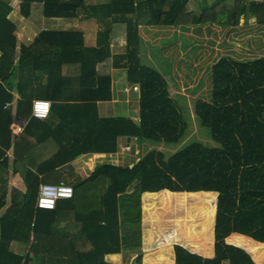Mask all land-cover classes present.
Segmentation results:
<instances>
[{
    "label": "trees",
    "instance_id": "obj_1",
    "mask_svg": "<svg viewBox=\"0 0 264 264\" xmlns=\"http://www.w3.org/2000/svg\"><path fill=\"white\" fill-rule=\"evenodd\" d=\"M18 1L19 17L27 22L38 6L44 19H92L99 28L95 47L85 46L80 31H42L19 48L15 8L10 0L0 5V170L9 168L13 122L28 121L26 132L38 120L35 100L51 103L37 143L51 140L56 149L48 158L28 157L29 167H22L15 148V173L26 189L13 191L9 199L0 180V264H116L112 259L124 252L120 221L125 226L139 222L140 206L132 201L137 176L143 194H217L214 258L175 246V264H264V244L251 243L247 251L226 243L232 235L264 243V57L219 59L212 67V102L194 104L200 126L220 149L192 144L170 157L150 151L131 166L99 164L85 178L61 179L55 173L83 155L117 154L120 138L158 144L185 138L188 125L166 81L141 62V27L209 26L223 12L228 27H238L241 20L264 26V0ZM191 1L195 7L189 10ZM115 24L126 27L119 54L111 47ZM109 59L139 89L137 122L100 114L98 105L113 101V80L104 68ZM15 92L20 99L14 108ZM42 184L69 186L73 197L57 200L52 210L38 209ZM135 264H142L141 252Z\"/></svg>",
    "mask_w": 264,
    "mask_h": 264
},
{
    "label": "rangeland",
    "instance_id": "obj_2",
    "mask_svg": "<svg viewBox=\"0 0 264 264\" xmlns=\"http://www.w3.org/2000/svg\"><path fill=\"white\" fill-rule=\"evenodd\" d=\"M89 3H107L109 0H86ZM195 7V3L191 1L188 4V9L192 10ZM16 10L14 11V13ZM13 13V14H14ZM226 19H227V13L223 12L217 23L214 25H204V26H191V30L187 31V34H184V38H186V41H190L189 44L192 45V49L190 48L186 53L185 57L182 58V61L179 63L177 60L179 57H182L181 51H179L176 48L175 42H171L169 44L166 42H169V40H172V33L167 32V29L162 27H146L148 29L147 31L150 32V41L146 40V37L143 38V44L141 45V57H142V64L149 66L156 70L162 69V72L165 74L164 77H167L169 80V90H170V98L176 101L177 106L180 109V112L182 113L183 117L185 118L187 125H188V131L186 133L185 138L179 142L178 144H165V143H153L144 141L143 143H140L139 146L135 147V151L139 156H143L147 154L150 151H161L163 152L166 157L172 156L174 153H176L179 150H182L186 146H190L192 144H200L204 147H207L209 149H220V146L216 144L212 138V134L208 129H204L200 126L198 120L196 119V116L194 114V104L197 100H201L203 102L211 103L213 99V79H212V67L214 64L217 63V61L223 57H231L237 60L241 61H247L252 60L256 58L264 57V26L255 25V24H248L246 25L243 20H241L238 27L231 28L226 25ZM16 24H19L21 21L26 23L33 24L36 29H46L48 31H77L78 27L75 23V20H47L42 17L41 9L35 10L34 14L32 16V19H30L28 22L23 21L19 14L16 15L15 19H12ZM185 28V26H184ZM183 31V30H182ZM150 43L151 45H154V47L149 50V47H147V43ZM184 44V43H182ZM188 44V43H187ZM91 46V39L90 37L86 39V47ZM156 46V47H155ZM189 45H187L188 47ZM173 47V48H170ZM122 47H114V51H121ZM152 52L151 57L154 59L153 64L148 63L146 61V58L148 57V54ZM162 52H166V54H163ZM160 61L162 63V66H160ZM169 62V63H168ZM186 65H184L185 63ZM107 63V62H106ZM106 65V64H105ZM159 65L158 67H156ZM169 65L171 66V76L168 75L169 71ZM102 68V67H101ZM118 72V73H117ZM112 74H120L122 77L119 79V81L115 84L114 88L115 91L124 99L127 98H133L136 97V103H138V94L133 92V85L129 84L126 80L125 74H122L121 71H116ZM186 77V78H185ZM176 79L175 84L172 82L174 79ZM181 78V79H180ZM167 80V79H165ZM128 88L130 92L125 93L124 88ZM133 101L131 103V112H127L128 110L123 107L122 104L119 105L117 108H113L114 112L113 115H119L122 117H126L128 119L134 120L136 117H138L139 114V104H136V106H132ZM101 115H104L103 111L101 112ZM111 115V116H113ZM34 143V139H33ZM53 146L54 144L51 143ZM34 146V145H33ZM131 156H134L135 154H130ZM129 157V161L131 162L133 158H136V156ZM118 159H115V164H120ZM83 161L79 158L74 160L69 166H65L60 168L59 170L55 171V173L61 178H68L73 179V177L82 178L85 177L86 174H90L89 171L83 172L82 170H76L75 167H80L83 164ZM127 161V159H126ZM106 162V161H104ZM111 162V161H110ZM102 163V162H100ZM100 163H93L92 162V169L94 170L97 165ZM127 165V164H126ZM133 188V187H132ZM141 195L144 196V194L141 192ZM156 197V201L158 199L163 200L164 198H168V204L166 205V208L163 207L161 211H163L164 216L166 218L171 219H180L181 216L179 214H183L184 206L183 203L186 201H183L184 197L186 199H189V216L193 217H200L201 216V207L200 204L197 205L196 202H204V206H208V217L206 218L207 221H215V213H216V200H217V194L216 193H182V194H176L171 193L168 191L161 192L159 194H153L151 197ZM145 197V196H144ZM172 198V199H171ZM177 198H182V200H179ZM177 199L180 202H178ZM166 202V203H167ZM193 203H196L193 205ZM140 206V205H139ZM146 206V205H145ZM147 207L151 208V206L148 204L145 207L144 213L146 211L147 213ZM150 210V209H149ZM141 213V207L139 211V215ZM145 215V214H144ZM1 217V215H0ZM146 216H144L145 218ZM140 223H137L134 225L136 228ZM145 230V228H143ZM214 231V229L212 230ZM210 232H211V226H210ZM213 237V244H214V233L212 235ZM140 240V239H139ZM143 241V244H142ZM228 244L234 245L236 247H239L241 249L247 250L251 247V242L248 239H237L234 238L231 241H227ZM151 241L150 239L143 237L140 241H135L134 246L132 249L126 253L127 256H131L133 259V264L136 263V257L138 256V253H142V245L144 246V249L146 246H149ZM250 244V245H249ZM264 244V243H259ZM258 245V244H257ZM17 245H14V248ZM139 246V247H137ZM18 247V246H17ZM143 257V255H142ZM173 258L175 259V255L173 254Z\"/></svg>",
    "mask_w": 264,
    "mask_h": 264
},
{
    "label": "crops",
    "instance_id": "obj_3",
    "mask_svg": "<svg viewBox=\"0 0 264 264\" xmlns=\"http://www.w3.org/2000/svg\"><path fill=\"white\" fill-rule=\"evenodd\" d=\"M12 3V6H14L16 12L12 15V19L16 18V15L19 14V1L18 0H10V4ZM86 3H89L86 1ZM34 9H38V6H35ZM70 20H75V23L77 24L78 30L83 33L84 35V44L86 46V39L90 37L91 39V46L90 47H95L97 45V39H98V24L95 20H87L83 18H77V19H70ZM24 21V20H23ZM69 21V20H68ZM18 28L17 32V38H18V46L19 48L22 45H29L31 44L34 39L37 37V35L42 32V31H48L46 29H36V27L31 24V23H26L22 21L19 24H16ZM191 26H184L183 27H165L167 29V32L172 33V40H169V44L171 42H175L176 48L179 47V51L183 52L182 57H179L177 60L179 63L182 61V58L185 57V53L191 48L192 45L189 44L190 41H186V38H184V34H187L188 30H191ZM146 27H141L140 28V35L142 38L141 45L143 44V38L146 37V40L150 41V32L147 31ZM183 30V31H182ZM55 32V31H51ZM125 34H126V27L124 24H115L113 26L112 32H111V47L112 51L114 54H119L124 52L125 48ZM146 41L147 47H149V50H151L154 45H151ZM184 43V44H182ZM188 43V44H187ZM187 45H189L187 47ZM122 47L121 51H114V47ZM153 46V47H152ZM156 47V46H155ZM173 48V47H170ZM178 50V48H177ZM163 54H166V52H162ZM152 52L148 54V57L146 58V61L148 63H151L154 66L153 58L151 57ZM143 57V55H142ZM142 57H141V62H142ZM169 63V62H168ZM185 63V62H184ZM160 66H162V63L160 61ZM159 65L157 69H159ZM186 65V63L184 64ZM106 73L110 74L113 80V101L111 103H105V104H99V111L100 114L103 111L104 116H110L113 115L112 113L114 112V109L119 107L120 104L125 107L127 112H131V103L133 101L132 106H136V97L133 98H127L124 99L121 94L117 93L115 91V84L119 81V79L122 77L120 74H112L116 71H121L122 69H115L113 68V63L112 59H109L104 65ZM101 69V68H100ZM171 66L169 65V71L168 75L171 76L170 73ZM118 73V72H117ZM158 73L165 79L167 85H168V90H169V80L168 76L164 77V73L162 72V69L158 70ZM122 74H125L126 77V71L122 70ZM186 78V77H185ZM174 81H172L174 84L176 82L175 78ZM181 79V78H180ZM126 87L124 88V92L128 93L125 91ZM139 90H134L133 87V92L138 94ZM130 92V90H129ZM170 93V90H169ZM14 101L12 103V107H16L17 101L20 99L19 94L17 92L14 93ZM41 100V99H40ZM36 101V100H35ZM175 101V100H174ZM176 102V101H175ZM11 106V105H10ZM114 108V109H113ZM139 115V114H138ZM113 116H119V115H113ZM126 118V117H124ZM128 119V118H127ZM138 117H136L133 121L137 122ZM42 123H44L43 120H36V122L32 125V128L30 130L24 132L20 136H14L13 140V146L12 148L7 152V156L10 160L9 168H2L0 170V180H1V185H5L8 189L9 192V199L11 197V194L13 191H17V193L22 194L25 189V181L23 180L21 174L15 173V166L13 165V161L15 160V148L18 147V152L20 153V163L22 167H29L27 163L28 157L35 156V157H43V158H48L52 156L56 149L55 145L53 146L51 143H53L51 140H46L43 143L38 144L37 136H41L44 128L42 127ZM34 139V143H33ZM140 143L136 142L133 139H127V138H120L119 139V151L117 154H89V155H83L80 156L79 159H83V164L80 167H75L76 170H82L85 172L86 170L89 171L90 173L93 171L92 169V162L94 163H104L110 162L115 164V159H118L117 161L120 164L117 165H132L134 161H138V154L135 151V147L139 146ZM34 145V146H33ZM125 147H131L130 152H124ZM135 154L136 158H133L131 162L129 161V156L130 154ZM131 156V155H130ZM134 156H131L134 157ZM129 158V159H128ZM127 159V161H126ZM100 163V164H102ZM90 174H86L85 177L89 176ZM82 177V178H85ZM138 182L135 184L134 189L137 190L135 193L134 199L132 201L137 202L140 207H141V213L139 215V222L140 223L136 228L134 226H125L122 221H120V230H121V244H122V249L124 250L123 254L119 257H115L112 259V262L116 264H133V259L131 256H127L126 253H128L132 247L135 248L134 242L137 241L139 238L141 242V238L146 237L150 239L151 243L148 244L149 246H146L144 249V246L142 245V264H175V259L173 258L174 253V247L175 246H181L185 248L187 251H189L192 254H195L196 256H199L203 259H213L214 258V244H213V233L212 231L215 227V221L212 226L211 221H207L206 218L208 217V209H209V202L207 203L208 206H204V202H196L197 205L200 204V209L201 211V216L193 217L189 216V199H186L184 197L183 201H186L187 204H183L184 210L183 214H179L181 216L180 219H171L166 218L164 216L163 211L161 209L163 207L166 208V205L169 203L170 199L168 200H160L156 201V197H151L153 194L152 193H146L144 196L141 195V178L140 176L136 177ZM74 179V177H73ZM134 180V179H133ZM132 180V181H133ZM130 181L127 185L126 192L129 190V185L132 182ZM130 191H133V188L130 189ZM138 192V193H137ZM164 192V191H163ZM161 193V192H160ZM199 193H207V192H199ZM157 194V193H155ZM159 194V193H158ZM176 194H182V193H176ZM189 194H194V193H189ZM172 199V198H171ZM179 200H182V198H177ZM177 199H173L177 200ZM177 200L178 202H180ZM167 202V203H166ZM196 203H193L196 204ZM150 205L151 208L147 207V213L145 210V207L147 205ZM146 205V206H145ZM150 209V210H149ZM164 209V208H163ZM4 210L0 214L1 216L3 215ZM145 214V215H144ZM144 216H146L144 218ZM216 216V213H215ZM210 226H211V232H210ZM145 228V230H143ZM134 237L135 240L134 242L126 243L125 240H128L129 238ZM237 238V239H246V237L240 236V235H232L226 240V243L228 244L227 241H231L232 239ZM249 239V238H247ZM251 243L254 245L259 244V242H256L254 240L249 239ZM214 243H215V235H214ZM143 244V241H142ZM15 245V244H14ZM13 245V246H14ZM231 245V244H228ZM232 246H235L232 245ZM139 247V246H137ZM236 247V246H235ZM15 250L17 249V246L14 248ZM255 260V259H254Z\"/></svg>",
    "mask_w": 264,
    "mask_h": 264
},
{
    "label": "built area",
    "instance_id": "obj_4",
    "mask_svg": "<svg viewBox=\"0 0 264 264\" xmlns=\"http://www.w3.org/2000/svg\"><path fill=\"white\" fill-rule=\"evenodd\" d=\"M8 0H0V5ZM12 4V3H11ZM134 90H139L138 87H134ZM129 92V89H125ZM51 103L47 100H36L33 103V116L37 119L44 120L49 115ZM28 121L23 119H17L11 125V130L14 136H20L24 133ZM131 147H125L124 152H130ZM73 197L72 188L60 185L42 184L39 186L36 207L38 209L52 210L55 207L56 201L59 199H71ZM33 239V237H31Z\"/></svg>",
    "mask_w": 264,
    "mask_h": 264
}]
</instances>
